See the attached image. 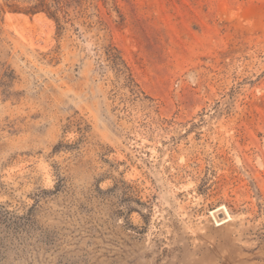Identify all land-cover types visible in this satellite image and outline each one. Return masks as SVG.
I'll return each mask as SVG.
<instances>
[{"label": "rangeland", "instance_id": "374dc122", "mask_svg": "<svg viewBox=\"0 0 264 264\" xmlns=\"http://www.w3.org/2000/svg\"><path fill=\"white\" fill-rule=\"evenodd\" d=\"M0 264H264V0H0Z\"/></svg>", "mask_w": 264, "mask_h": 264}, {"label": "trees", "instance_id": "16d2710c", "mask_svg": "<svg viewBox=\"0 0 264 264\" xmlns=\"http://www.w3.org/2000/svg\"><path fill=\"white\" fill-rule=\"evenodd\" d=\"M59 5H60L59 1H55L53 4H50V5L42 2L40 5L33 7L30 11L31 12L43 11V12L47 13L51 18H54L57 20V14H58V11H60Z\"/></svg>", "mask_w": 264, "mask_h": 264}, {"label": "bare ground", "instance_id": "6f19581e", "mask_svg": "<svg viewBox=\"0 0 264 264\" xmlns=\"http://www.w3.org/2000/svg\"><path fill=\"white\" fill-rule=\"evenodd\" d=\"M221 211V210H220ZM219 213V212H218ZM229 219H230V217H229Z\"/></svg>", "mask_w": 264, "mask_h": 264}]
</instances>
